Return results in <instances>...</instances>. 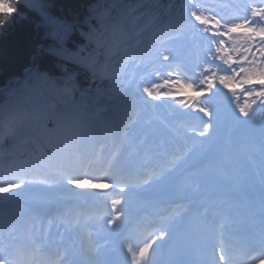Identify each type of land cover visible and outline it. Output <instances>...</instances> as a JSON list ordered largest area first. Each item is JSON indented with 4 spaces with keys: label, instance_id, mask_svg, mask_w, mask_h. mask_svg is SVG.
Segmentation results:
<instances>
[{
    "label": "snow or ice",
    "instance_id": "obj_1",
    "mask_svg": "<svg viewBox=\"0 0 264 264\" xmlns=\"http://www.w3.org/2000/svg\"><path fill=\"white\" fill-rule=\"evenodd\" d=\"M24 7L0 0V36L33 16L42 40L0 52V264H264V199L259 231L228 236L256 132L264 186V0ZM180 228L196 258L162 259Z\"/></svg>",
    "mask_w": 264,
    "mask_h": 264
},
{
    "label": "bare ground",
    "instance_id": "obj_2",
    "mask_svg": "<svg viewBox=\"0 0 264 264\" xmlns=\"http://www.w3.org/2000/svg\"><path fill=\"white\" fill-rule=\"evenodd\" d=\"M244 167V168H243ZM241 170L244 171L245 175L242 176V171L236 169L238 174V179L235 184L232 186L231 191L229 192V199L232 204L235 206V211L232 213L234 217V222L231 226V231L228 233L229 238L233 235L235 236H245L250 235L252 232H258L260 227V205L261 200L264 199V186L260 183V172L255 173L252 170H249V166L243 163ZM261 167H259V171ZM248 187H255L258 190H261L254 198L249 197ZM208 195L212 198H215L221 193L216 191H211ZM143 196V195H142ZM142 196L133 195L132 200L135 204L138 199H141ZM249 213H251V220L254 223H249ZM248 225V231L245 233L244 227ZM91 242L95 244L101 253V259L108 258L112 255L110 249L114 247L115 237H110L107 233L102 232L99 238L96 237L90 238L84 241L85 244ZM108 249L109 251H106Z\"/></svg>",
    "mask_w": 264,
    "mask_h": 264
},
{
    "label": "trees",
    "instance_id": "obj_3",
    "mask_svg": "<svg viewBox=\"0 0 264 264\" xmlns=\"http://www.w3.org/2000/svg\"><path fill=\"white\" fill-rule=\"evenodd\" d=\"M83 2V0H82ZM21 11L27 9L18 0H14ZM36 19L29 16L27 19H19L13 29H10L7 35L0 36V52L7 50L9 57L15 60L20 57V63L26 62L34 48L42 43L40 34L35 26ZM25 41V46L20 47V42ZM16 69L20 70L19 63Z\"/></svg>",
    "mask_w": 264,
    "mask_h": 264
},
{
    "label": "rangeland",
    "instance_id": "obj_4",
    "mask_svg": "<svg viewBox=\"0 0 264 264\" xmlns=\"http://www.w3.org/2000/svg\"><path fill=\"white\" fill-rule=\"evenodd\" d=\"M242 102V101H241ZM260 113L257 114V121H259V117H260ZM245 158L246 162H248L249 164V169L250 170H258L259 167H261L262 165V160H261V154H260V140H259V132L255 133V148L253 151H251L250 153L242 156L236 164V167H241L242 168V159ZM252 194H255V190H251ZM27 194H25L21 200H20V206H22L23 204H27L30 201V199L26 200L27 198L25 197ZM34 195V194H33ZM32 195V196H33ZM4 211V208L2 205H0V212ZM18 211H22L18 210Z\"/></svg>",
    "mask_w": 264,
    "mask_h": 264
}]
</instances>
